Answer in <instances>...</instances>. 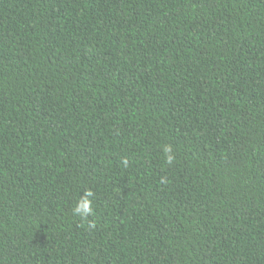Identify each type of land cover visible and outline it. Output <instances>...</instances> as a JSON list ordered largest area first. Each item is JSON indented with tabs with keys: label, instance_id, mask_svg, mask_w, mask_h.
<instances>
[{
	"label": "trees",
	"instance_id": "trees-1",
	"mask_svg": "<svg viewBox=\"0 0 264 264\" xmlns=\"http://www.w3.org/2000/svg\"><path fill=\"white\" fill-rule=\"evenodd\" d=\"M0 264H264V0H0Z\"/></svg>",
	"mask_w": 264,
	"mask_h": 264
},
{
	"label": "clouds",
	"instance_id": "clouds-1",
	"mask_svg": "<svg viewBox=\"0 0 264 264\" xmlns=\"http://www.w3.org/2000/svg\"><path fill=\"white\" fill-rule=\"evenodd\" d=\"M164 153H166V162L171 164L173 162L174 156L171 155V148L169 146H165L163 148ZM93 196V192L91 190H87L84 195L77 202L74 213L80 215L82 218H86L87 216L93 214L92 200L90 197ZM94 227V225H92Z\"/></svg>",
	"mask_w": 264,
	"mask_h": 264
}]
</instances>
